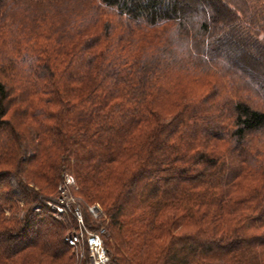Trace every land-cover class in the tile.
<instances>
[{"label":"trees","instance_id":"1","mask_svg":"<svg viewBox=\"0 0 264 264\" xmlns=\"http://www.w3.org/2000/svg\"><path fill=\"white\" fill-rule=\"evenodd\" d=\"M23 3L0 0V264H75L66 175L109 264H264V0Z\"/></svg>","mask_w":264,"mask_h":264},{"label":"built area","instance_id":"2","mask_svg":"<svg viewBox=\"0 0 264 264\" xmlns=\"http://www.w3.org/2000/svg\"><path fill=\"white\" fill-rule=\"evenodd\" d=\"M73 184L75 185V178L72 175H66L64 183L58 188V192H62L63 196L61 195L56 203L49 202L48 205L59 218L68 213H72L75 217L76 228L66 237V241L70 247L78 248L86 245L92 264H109L110 257L105 244V237L108 233L107 229L102 226L98 230L91 229L81 211L72 204L71 201H74V199L70 197V192L66 197L67 190ZM88 209L95 218H98L97 212L99 209L96 205L89 206Z\"/></svg>","mask_w":264,"mask_h":264},{"label":"rangeland","instance_id":"3","mask_svg":"<svg viewBox=\"0 0 264 264\" xmlns=\"http://www.w3.org/2000/svg\"><path fill=\"white\" fill-rule=\"evenodd\" d=\"M19 1H21V0H19ZM22 2H24L23 3V5L22 6H25V8H27L28 7V9L30 10L32 7H31V3L33 2V0H22ZM33 9H34V7H33ZM15 13L16 14H20L21 13V11L20 10H16L15 11ZM73 176V175H72ZM74 177V176H73ZM75 185H76V180H75ZM74 184H73V186H71V187H69V190H67V194H66V197H67V195L69 194V192H70V197L71 198H73L74 199V201L72 200L71 202H72V204H74V206H76V208H78L80 211H81V213L83 214V216H84V218H85V212H84V206L82 205V204H80V202L78 201V198L77 197H75L74 195H73V192L71 191L72 190V188H74V186H75ZM58 191H59V189H58ZM63 196V194H62V192L60 193V192H58L57 193V198H59L60 196ZM74 202H76V203H74ZM96 205V204H95ZM97 207H98V209H99V211L97 212V215H98V218H100L102 215H103V210H102V208L100 207V205H96ZM89 210V209H88ZM90 213V212H89ZM90 215H91V217L93 218V220H97V218H95L94 217V215L93 214H91L90 213ZM85 220H86V218H85ZM90 227V226H89ZM71 232H73V230L71 231ZM70 232V233H71ZM70 233H68V235L70 234ZM34 237H35V235H34ZM70 246V245H69ZM73 248V247H72ZM87 249V252L84 250V249ZM72 251H75L76 253V262H75V264H80V261H82V260H84V259H88V263L89 264H92L91 263V259H90V257H89V252H88V248H87V246L86 245H84V246H80V247H78V248H73V250ZM110 257V256H109ZM110 263V262H109Z\"/></svg>","mask_w":264,"mask_h":264}]
</instances>
